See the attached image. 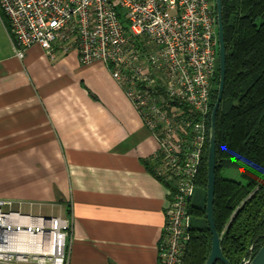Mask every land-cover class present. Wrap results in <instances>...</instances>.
Instances as JSON below:
<instances>
[{
  "label": "crops",
  "instance_id": "crops-1",
  "mask_svg": "<svg viewBox=\"0 0 264 264\" xmlns=\"http://www.w3.org/2000/svg\"><path fill=\"white\" fill-rule=\"evenodd\" d=\"M0 12V200L73 220L69 264H158L169 190L158 145L101 64L20 60Z\"/></svg>",
  "mask_w": 264,
  "mask_h": 264
},
{
  "label": "built area",
  "instance_id": "built-area-1",
  "mask_svg": "<svg viewBox=\"0 0 264 264\" xmlns=\"http://www.w3.org/2000/svg\"><path fill=\"white\" fill-rule=\"evenodd\" d=\"M23 60L75 54L101 64L157 142V176L175 183L158 264H182L188 208L209 139L218 55L216 0H0ZM73 220L23 213L0 200V264H69Z\"/></svg>",
  "mask_w": 264,
  "mask_h": 264
},
{
  "label": "trees",
  "instance_id": "trees-1",
  "mask_svg": "<svg viewBox=\"0 0 264 264\" xmlns=\"http://www.w3.org/2000/svg\"><path fill=\"white\" fill-rule=\"evenodd\" d=\"M222 20L226 77L216 115L213 210L223 256L231 264H241L252 259L264 245V0H222ZM218 67L217 63L211 112L217 100ZM208 140L195 183L196 188L204 191L203 203L198 206L191 201L188 208L192 219L204 222L199 227L191 223L182 264H206L211 252L212 235L205 211ZM158 165L155 159L145 162L148 171L173 195L175 183L157 176ZM229 169H238L243 182L224 178L223 172ZM256 189L255 195L241 207L224 232L233 212Z\"/></svg>",
  "mask_w": 264,
  "mask_h": 264
},
{
  "label": "water",
  "instance_id": "water-1",
  "mask_svg": "<svg viewBox=\"0 0 264 264\" xmlns=\"http://www.w3.org/2000/svg\"><path fill=\"white\" fill-rule=\"evenodd\" d=\"M217 9V25H218V69H219V85L217 88V100L213 106V110L210 116V127H209V146H208V161H207V191H206V221L209 231L212 235V246L211 252L208 257L206 264H216L220 262L221 264H231L222 253L221 249V236L218 234L215 228L214 219V196H215V168H216V115L220 104L222 102V97L225 87V77H226V50L224 41V29L222 20V0H216ZM257 189L250 193L242 203L236 208L230 217L229 221L226 223L224 232L230 227L233 219L238 214L241 207L250 200L253 195H255ZM241 264H264V245L258 251V253L250 260H244Z\"/></svg>",
  "mask_w": 264,
  "mask_h": 264
},
{
  "label": "rangeland",
  "instance_id": "rangeland-1",
  "mask_svg": "<svg viewBox=\"0 0 264 264\" xmlns=\"http://www.w3.org/2000/svg\"><path fill=\"white\" fill-rule=\"evenodd\" d=\"M223 177L229 180L237 181V182H243L241 177H240V171L238 169H229L225 170L223 172ZM203 198H204V191L196 188L194 192V197L192 199V204L194 205H202L203 203ZM193 225L195 227H199L200 224H202V220L200 219H192Z\"/></svg>",
  "mask_w": 264,
  "mask_h": 264
}]
</instances>
